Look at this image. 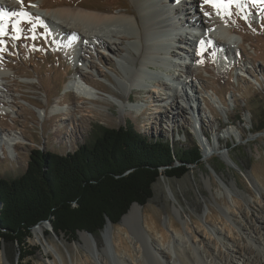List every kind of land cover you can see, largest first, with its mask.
Masks as SVG:
<instances>
[{"label": "rangeland", "instance_id": "rangeland-1", "mask_svg": "<svg viewBox=\"0 0 264 264\" xmlns=\"http://www.w3.org/2000/svg\"><path fill=\"white\" fill-rule=\"evenodd\" d=\"M184 1L188 5L192 2L170 0L176 7ZM214 2L220 6L213 7L205 0L197 6L198 17L203 21L217 17L219 23L214 27L206 32L196 30L199 27L191 7L177 15L189 23L181 26L184 31L178 36L169 34L174 38L186 35L191 39L188 43L172 38L167 41L166 32L154 43L158 47L162 41L168 42L179 53L159 54L176 63L170 73L178 79H186L182 67L192 70L190 79L194 86L186 87L188 98L185 91L171 97L169 80L157 72L153 77L158 80L149 81L157 87L150 86V92L129 90L118 81L116 77L123 78L131 68L118 64L126 53L125 45L132 46L138 61L147 45V38L140 37L134 24L127 28L117 26L125 34L120 51L82 48L88 65L85 79L101 93L96 100L80 98L72 92L62 94L63 85L73 72L72 64L62 55L65 41L57 43L54 24L43 13L67 5L105 4L113 6L115 16L125 15L124 8H128L139 21V15L146 13L136 0H9L12 7L0 8L4 14L0 17V63L10 76L1 82L5 83L9 100H14L12 113L0 112V127L21 136L13 148L2 146L0 174L21 173L34 149L72 151L90 139L98 125H130L143 135L166 138L179 146L197 141L201 152L202 143L208 141L212 145L207 156L202 153V162L190 165L182 177L162 175L154 183L153 197L141 205L138 215L147 231L144 239L141 235L136 237L129 225L122 224L123 218L86 241L81 232L76 240H71L49 233L46 227L40 237L32 232L25 248V253L32 254L24 260L19 259L15 244L3 242L0 264H182L173 246L176 239L188 250L198 248L202 261L197 264H256L253 257H264V131L251 132L252 120L259 112L246 107V103L264 105V0H234L227 8L223 5L229 0ZM205 4L210 7L208 14L201 9ZM21 12L28 13V17L17 15ZM156 13L153 8L148 15ZM126 15L132 22V16ZM191 27L206 36L198 38ZM227 28L233 32L228 34ZM138 48L140 52H136ZM186 50L189 56L185 55ZM58 96L68 108L65 113L50 116V106ZM117 99L129 106L122 107ZM43 107L47 109L44 116L37 112ZM227 131H232V135Z\"/></svg>", "mask_w": 264, "mask_h": 264}, {"label": "trees", "instance_id": "trees-1", "mask_svg": "<svg viewBox=\"0 0 264 264\" xmlns=\"http://www.w3.org/2000/svg\"><path fill=\"white\" fill-rule=\"evenodd\" d=\"M246 107L258 109L251 132L261 133L264 105ZM201 162L197 141L179 146L130 125H98L90 139L65 153L34 149L21 173L0 174V250L7 242L17 246L20 260L30 257L27 240L45 220L52 225L49 233L67 239L76 240L83 230L99 235L108 219L117 224L133 202L145 205L160 176L180 178Z\"/></svg>", "mask_w": 264, "mask_h": 264}, {"label": "bare ground", "instance_id": "bare-ground-1", "mask_svg": "<svg viewBox=\"0 0 264 264\" xmlns=\"http://www.w3.org/2000/svg\"><path fill=\"white\" fill-rule=\"evenodd\" d=\"M136 1L140 4L141 10L144 13H146V16L139 15V21H138L136 14L132 13L128 8H124V12L132 16V22L126 14L121 16H115L113 14V6L105 5V4H102L101 6L99 5L97 7H92L90 5H85L84 7H78V6L71 7L67 5L52 10H48L45 11V13H43L47 21L49 23L54 24V27L52 26V30H53V34L55 33L54 35L57 38V43L60 44L62 41H65V44L61 46V48L63 49L62 55L66 56V58L69 59L70 63L72 64V71L74 72V73L71 72L69 79L64 83L62 94H65L66 92H72L77 97L85 98L89 100H96L99 94L101 93H99V89L96 86L89 83L85 79L86 77L84 72L86 71L85 69L86 66L88 65L85 62L86 61L85 56L82 55L81 50L82 48L96 50V47H101V48H106L109 51H114V49L120 51L121 50L120 46L121 44L123 45L122 40H124L125 34L122 35L120 33L121 31L117 30V26L120 24L127 28V27H131V24H134L135 25L134 27H137V29L140 30V37L145 36L147 38V43H146L147 45L145 46L143 57L139 61L137 58L138 56L134 55V53L132 52V46L125 45L126 53L121 58L118 59V64L130 66L131 68L128 72L124 73L123 78L116 77L118 81L120 83L126 84L129 90L138 89V90L150 92V86H154V85H151L149 81H151L154 78L153 74L157 72L162 77L166 75L164 79L169 80L168 83L170 84H168V89L170 92L173 91L171 97L176 98L177 96L176 94H179V92L181 91H185V95L188 98V94L186 93V87L189 85L191 87L194 86L190 79L192 70L188 67L187 68L182 67L181 72L187 74V76L186 79L184 80L178 79L174 73H170L171 72L170 70H172L171 67H173L172 65H175L176 63L174 64L173 63L174 61H169V60L167 61V59L166 60L163 59L166 56L162 58L159 57V54L165 52V53H170L172 56H174L179 53L178 52L176 53V51L173 50L172 47H169L168 42L164 43V41H162L161 45L163 44V46H161L159 43L157 45L158 47H155L154 43L160 40V36H161L160 34H162V32L163 33L166 32L168 35L171 33L173 36L174 34L176 36L177 33L180 35L179 32L184 31V29H182L181 26L187 27L186 24L189 23L185 18H182L181 16L179 17L177 15L181 14L182 12H185V10H188L191 7L194 9L195 11L194 14L196 15L194 22L197 23L199 27V28H195L196 30L200 29L201 31L206 32L207 30L211 29L217 23H219L217 22L218 21L217 17L214 15L210 19H207V21H203L200 18V16L198 17L197 6L200 5L202 0H192V2H189V5L187 1H184L177 7L175 6V4L170 2V0H136ZM8 2L9 0H0V8L7 9L9 7H12V4L11 3L8 4ZM15 8L16 7H14V9ZM92 8L97 9V11L91 10ZM153 8L157 9V13L152 16L148 15L149 11L152 12ZM201 9L205 14L210 13V7L208 4L202 5ZM114 26H116V28ZM219 27L223 28V25L220 24ZM189 29L193 30L194 32L192 33H196L194 35H196L198 38H203L206 36V34H204L203 32L200 33L194 30V27L193 28L191 27ZM228 29L229 28H227L226 30L227 33L231 34L233 32L232 29L229 30ZM172 35L171 36L169 35L167 41H169L172 38L177 42L179 40H182L185 43L186 42L188 43L189 40H191L186 35L185 36L181 35V37H176V38H174ZM207 35L209 37H212L211 33H208ZM75 38H78L79 41L75 42L76 41ZM119 40H121V42H118ZM113 44H115L116 47H113ZM177 46L178 45L176 44L173 47L176 48ZM139 50L140 49L138 48L136 52H140ZM188 51L189 50H186L184 52L185 55L189 54ZM76 65H78V67ZM2 66L3 65L0 63V112L4 114H8V113H12L13 111L11 105L14 102V100H9L10 95L7 92H5L6 90L5 83L1 82V79H8V77H10L9 74L5 71L4 67L2 68ZM155 68L158 69L154 70ZM154 80H158V79L154 78ZM159 85H162V82H160ZM154 87L157 86L155 85ZM151 89H153V87ZM153 93H156V89H153ZM196 98H197L196 94L193 93V102L196 101ZM190 99H192V97H190ZM91 102L94 103L93 101ZM117 102L122 107L129 106L124 101L118 100ZM151 106H154V104H151ZM198 107L199 105L197 104V106L194 108L196 109ZM67 108L68 105L67 106L63 105L61 103L60 96H58L54 98V102L52 103L49 109V114L50 116H52L55 114H59L61 112L65 113V110ZM191 109H193L192 106ZM37 112L40 115L44 116L47 113V109L44 107L38 108ZM227 133L229 135H232V131H227ZM19 140H21V136L18 135V132L16 133L12 129L10 130L0 127V151L3 150L2 146H5L7 149L11 147L13 148L14 146H16V144L20 142ZM201 145H202L201 148L203 150L202 152L203 155L207 156L208 150L212 145L209 144L208 141L207 143H202ZM177 208L178 207L174 206L176 212H178ZM141 209H142L141 205L133 204L132 207L129 209L128 213H126V215L123 217L121 223L129 225V228L136 235V237H139L141 235L142 239H144L143 235L144 234L146 236L148 235H147V231L144 229V227L138 220V215L141 212ZM107 226H109V229L111 228L110 227L111 225L108 224ZM46 227H47L46 223H40L37 226H35L32 229L34 236L40 237V235L44 233ZM80 236L85 241L88 238L89 239L92 238L88 233L84 231L80 233ZM178 239H181V237H178ZM173 246L175 249V254L182 264H197L199 260L202 261V257H200L199 255L200 251H198L197 247L193 248L195 249V251L188 250L187 247L183 244H180L177 239L174 241ZM253 260L255 261L256 264H264V257L262 256L257 257L256 255V257H253ZM156 264H162V263L156 262Z\"/></svg>", "mask_w": 264, "mask_h": 264}, {"label": "snow or ice", "instance_id": "snow-or-ice-1", "mask_svg": "<svg viewBox=\"0 0 264 264\" xmlns=\"http://www.w3.org/2000/svg\"><path fill=\"white\" fill-rule=\"evenodd\" d=\"M205 2L206 3H212V6L213 7H219L220 5H218L217 3H215L214 2V0H205ZM231 2H234V0H229V3L228 4H225V5H223L224 7H229L230 6V3ZM230 14V13H229ZM4 14L3 13H0V17H2ZM17 15H19V16H22V17H28V13H26V12H21V13H18ZM18 31H19V29H18Z\"/></svg>", "mask_w": 264, "mask_h": 264}, {"label": "water", "instance_id": "water-1", "mask_svg": "<svg viewBox=\"0 0 264 264\" xmlns=\"http://www.w3.org/2000/svg\"><path fill=\"white\" fill-rule=\"evenodd\" d=\"M133 204H139V203H138V202H133V203L131 204L130 208L132 207ZM139 205H141V204H139ZM130 208H129V209H130ZM128 211H129V210H128ZM127 213H128V212H127ZM125 215H126V213L123 214L122 218H123ZM122 218H121V219H122ZM44 223H46V225H47V227L50 229V231H53V230H52V225H51V223H50L48 220H45ZM108 224H109V225H112V222H111L109 219L107 220V224H106V225H108ZM83 231L86 232V233H88L90 236H92V234H91L90 232L85 231V230H83ZM80 232H82V231H80ZM80 232H79V233H80ZM55 235H56V234H55Z\"/></svg>", "mask_w": 264, "mask_h": 264}]
</instances>
